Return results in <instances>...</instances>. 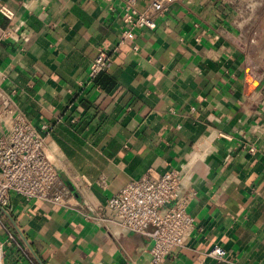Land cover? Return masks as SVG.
I'll list each match as a JSON object with an SVG mask.
<instances>
[{
    "label": "crops",
    "instance_id": "obj_1",
    "mask_svg": "<svg viewBox=\"0 0 264 264\" xmlns=\"http://www.w3.org/2000/svg\"><path fill=\"white\" fill-rule=\"evenodd\" d=\"M124 3L0 0L14 13L0 15V135L16 115L47 125L68 201L10 193L0 237L24 249L7 264H38L27 245L42 264H150V238L106 203L168 171L194 227L161 264H264V0H173L153 30H135L136 53L118 43ZM99 50L112 67L95 85ZM214 245L224 262L206 256Z\"/></svg>",
    "mask_w": 264,
    "mask_h": 264
},
{
    "label": "built area",
    "instance_id": "obj_2",
    "mask_svg": "<svg viewBox=\"0 0 264 264\" xmlns=\"http://www.w3.org/2000/svg\"><path fill=\"white\" fill-rule=\"evenodd\" d=\"M172 2L151 0L144 9L138 10L136 0H125L119 45L128 44L136 53L135 30H153L155 20ZM0 15L10 20L14 13L8 7L0 6ZM111 67L112 60L107 51L99 50L90 63L88 78L92 80ZM47 129L45 124L35 128L25 117L16 115L8 131L0 135V209L8 205L10 193L25 202L41 201L60 207L67 205V192L58 182L57 171L46 153L44 132ZM249 151L253 152L254 147H249ZM178 188V172L168 171L161 175L150 172L126 183L106 203L121 227L150 238V264H161L173 249L182 246L194 227V219L187 212L189 195L178 197ZM174 201L177 202L172 207L161 211ZM13 245L24 249L12 233L6 232L4 237H0V264H7L8 250ZM225 254L223 248L214 245L206 256L220 263L225 261ZM201 261L198 257L197 262Z\"/></svg>",
    "mask_w": 264,
    "mask_h": 264
},
{
    "label": "water",
    "instance_id": "obj_3",
    "mask_svg": "<svg viewBox=\"0 0 264 264\" xmlns=\"http://www.w3.org/2000/svg\"><path fill=\"white\" fill-rule=\"evenodd\" d=\"M178 197H179V196H178ZM176 202H177V201H174V202L168 204L167 206H165V207H164V208H165L164 211L168 210V209H169L170 207H172ZM27 247H28L29 251L32 253V256H33V258L36 260V262H37L38 264H42V263L40 262V260L37 258V256L35 255V253H33L31 247H30L29 245H27Z\"/></svg>",
    "mask_w": 264,
    "mask_h": 264
},
{
    "label": "trees",
    "instance_id": "obj_4",
    "mask_svg": "<svg viewBox=\"0 0 264 264\" xmlns=\"http://www.w3.org/2000/svg\"><path fill=\"white\" fill-rule=\"evenodd\" d=\"M103 72H104V71H103ZM103 72H100L98 75L95 76V78H94L93 81H92L93 84H95V85L97 84V85H98V81H97V79H98L99 75H100L101 73H103ZM10 233H12V232H10ZM12 234H13V233H12ZM13 235H14V234H13ZM14 236H15V235H14Z\"/></svg>",
    "mask_w": 264,
    "mask_h": 264
}]
</instances>
